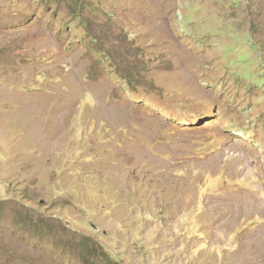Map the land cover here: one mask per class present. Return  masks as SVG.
<instances>
[{
	"label": "rangeland",
	"instance_id": "1",
	"mask_svg": "<svg viewBox=\"0 0 264 264\" xmlns=\"http://www.w3.org/2000/svg\"><path fill=\"white\" fill-rule=\"evenodd\" d=\"M4 121L0 264H264V0H0Z\"/></svg>",
	"mask_w": 264,
	"mask_h": 264
},
{
	"label": "crops",
	"instance_id": "2",
	"mask_svg": "<svg viewBox=\"0 0 264 264\" xmlns=\"http://www.w3.org/2000/svg\"><path fill=\"white\" fill-rule=\"evenodd\" d=\"M3 72L2 70V76L4 75ZM32 127L37 129L33 133L31 132ZM46 129H48L46 126H31L27 121H4L0 123V152L3 154L0 161H4L8 167L14 169L11 162L30 160L31 155L26 151L30 139L32 136H45Z\"/></svg>",
	"mask_w": 264,
	"mask_h": 264
},
{
	"label": "trees",
	"instance_id": "3",
	"mask_svg": "<svg viewBox=\"0 0 264 264\" xmlns=\"http://www.w3.org/2000/svg\"><path fill=\"white\" fill-rule=\"evenodd\" d=\"M103 54H104V57H108V56H109V54L106 53V52H104ZM129 76H130V73L128 72V74H127V79H129ZM84 244H85V243H84V241H83V242H81L80 245L84 246Z\"/></svg>",
	"mask_w": 264,
	"mask_h": 264
}]
</instances>
